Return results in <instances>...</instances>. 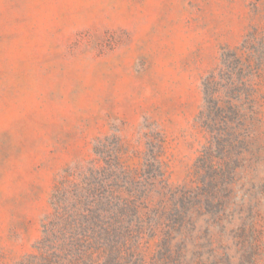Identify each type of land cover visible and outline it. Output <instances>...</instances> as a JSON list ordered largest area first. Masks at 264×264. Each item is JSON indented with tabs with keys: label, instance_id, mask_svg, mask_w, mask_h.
<instances>
[{
	"label": "rangeland",
	"instance_id": "374dc122",
	"mask_svg": "<svg viewBox=\"0 0 264 264\" xmlns=\"http://www.w3.org/2000/svg\"><path fill=\"white\" fill-rule=\"evenodd\" d=\"M248 34L240 167L184 218L163 194L192 186L203 80ZM116 141L137 173L161 141L165 176L146 189L147 230L104 264H264V0H0V264L37 253L63 171Z\"/></svg>",
	"mask_w": 264,
	"mask_h": 264
},
{
	"label": "trees",
	"instance_id": "16d2710c",
	"mask_svg": "<svg viewBox=\"0 0 264 264\" xmlns=\"http://www.w3.org/2000/svg\"><path fill=\"white\" fill-rule=\"evenodd\" d=\"M252 40L248 34L240 48L224 52L220 66L203 80L204 108L196 123L208 134V141L194 164L192 186L178 189L176 195L172 190L163 194L175 198L177 206L169 200L167 204L175 205L184 218L192 208L221 201L240 167L242 150L235 137H245L247 132L236 133L242 125L232 124L239 109L238 96L249 87L252 76V59L243 58L252 50ZM113 146L108 150L98 142L91 161L63 171L53 186L51 212L34 247L37 253L19 264H104L107 259L119 260L130 235L147 230L140 210L149 197L146 189L164 183L162 142L150 146L138 173L122 159L118 141Z\"/></svg>",
	"mask_w": 264,
	"mask_h": 264
}]
</instances>
